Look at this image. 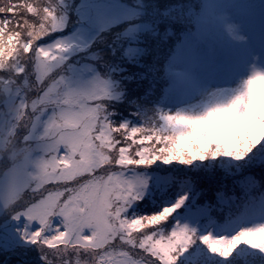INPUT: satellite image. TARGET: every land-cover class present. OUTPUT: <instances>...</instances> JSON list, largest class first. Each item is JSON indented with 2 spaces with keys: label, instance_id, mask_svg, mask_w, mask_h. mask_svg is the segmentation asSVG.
Here are the masks:
<instances>
[{
  "label": "snow or ice",
  "instance_id": "6c2138e0",
  "mask_svg": "<svg viewBox=\"0 0 264 264\" xmlns=\"http://www.w3.org/2000/svg\"><path fill=\"white\" fill-rule=\"evenodd\" d=\"M0 264H264V0H0Z\"/></svg>",
  "mask_w": 264,
  "mask_h": 264
},
{
  "label": "rangeland",
  "instance_id": "374dc122",
  "mask_svg": "<svg viewBox=\"0 0 264 264\" xmlns=\"http://www.w3.org/2000/svg\"><path fill=\"white\" fill-rule=\"evenodd\" d=\"M257 87L259 88L260 86L258 85Z\"/></svg>",
  "mask_w": 264,
  "mask_h": 264
}]
</instances>
